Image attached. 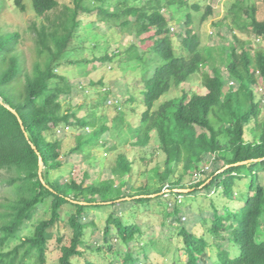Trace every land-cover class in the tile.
<instances>
[{
  "label": "trees",
  "instance_id": "1",
  "mask_svg": "<svg viewBox=\"0 0 264 264\" xmlns=\"http://www.w3.org/2000/svg\"><path fill=\"white\" fill-rule=\"evenodd\" d=\"M200 2L72 0L71 5H60L57 0H13L18 11L31 9L40 18L39 24L30 27L32 46L25 51L27 36L1 24L6 0H0V173L8 176L2 185L9 193L0 199V264H46L54 243L58 264H77L75 258L83 256L80 249L93 248L86 247L88 230L95 227L87 220L90 208L115 211L121 204L167 208L171 204L163 202L171 196L178 205L182 203L178 197H201L209 200L206 204L211 209L200 220L207 228L200 235L182 223L177 203L173 212H165L166 219L179 225L186 260L178 264H264V120L255 90L258 79L264 82V50L250 49L251 37L264 41V20L257 19L255 6L235 4L229 11L233 14L230 28L246 38L234 32L233 44L202 48L195 15L201 14V22L208 20L213 5L202 10ZM100 25L126 34V43L117 41L113 49L101 47L93 34L88 46L80 30L90 26L93 32ZM80 50L90 58L76 61ZM89 62L130 72L135 93L134 84L126 82L124 97L119 94L115 99L106 90L91 105L69 104L77 88L60 70ZM196 75L201 76L203 92L183 91L158 103L172 88ZM98 85L105 86L103 81ZM60 129L76 130L72 154H84L88 146L117 152L119 144L108 145L104 136L114 137L124 129L129 144L139 148L156 137L164 158L162 166L158 163L151 170L160 186L130 187L124 178L132 163L119 153L112 178L98 183L85 186L84 181L53 176L63 166ZM39 158L44 183L39 178ZM250 160L259 161L236 165ZM192 178L197 182L188 186L191 192L176 191L188 189L185 182ZM42 205L49 208L50 218L40 220L30 235H22ZM65 206L74 209L68 213V242L59 228ZM120 215L109 214L104 236H110L113 225L127 246L124 264H131L133 254L146 253L143 248L132 250L134 243L143 244V232L138 224H124ZM106 240L111 249L115 239ZM144 264H149L148 258Z\"/></svg>",
  "mask_w": 264,
  "mask_h": 264
},
{
  "label": "rangeland",
  "instance_id": "2",
  "mask_svg": "<svg viewBox=\"0 0 264 264\" xmlns=\"http://www.w3.org/2000/svg\"><path fill=\"white\" fill-rule=\"evenodd\" d=\"M60 5H71L72 0H57ZM204 10L206 5H213V14L208 18V20L201 22V14L195 15L194 28L199 34L200 44L202 48L205 47H227L229 44H233V35L234 32L238 38H246L242 35L241 32H237L235 28H230L231 24V14L229 11L231 8L237 4L249 8L255 6L258 11L256 17L259 20H264V1L263 0H199ZM227 16V18H226ZM245 16V15H243ZM180 23L182 22V17L180 16ZM246 18V16L244 17ZM40 18L36 17L34 12L31 9H27L25 13L18 11L13 6V0H6V9L1 16V24L5 29H10L11 31H20L23 32L27 38L24 40L23 49L26 51L28 47L32 46V41L30 39L32 31L30 27L33 23L39 24ZM88 23V22H87ZM175 31V29L173 30ZM105 33L104 40H102L101 35ZM93 34L96 35L95 41L100 43V46L109 47L110 49L114 48V44L121 42L125 44L127 40L126 34H121L118 30L114 29L113 31L105 28L104 25L96 30H91L90 26L83 27L80 30V35L86 37L87 45L91 44L94 38ZM100 37H99V36ZM103 36V35H102ZM250 49L256 51L257 49L264 50V41L257 40V38L251 37ZM97 53V52H96ZM98 54V53H97ZM88 52L80 50L76 54V61H80L84 57L87 58ZM90 58V56L88 57ZM94 65L96 67H94ZM206 72H210V68L206 69ZM222 70H225L222 67ZM61 74L65 75L70 81L76 85V94H73V97L70 100L69 104L79 106L83 102H87L89 105L93 104L96 100L99 99L100 94L105 93L106 90L112 93V96L116 99L119 94L126 96L127 94V83H133V92L137 88L135 81H132V75L130 72L124 71L120 72L117 68L112 67V65H100L98 63H87V64H75L65 66L60 70ZM103 81L104 87L99 86L98 82ZM91 83L96 84L91 85ZM257 93L261 98V115L260 119L264 120V82L258 79V84L256 86ZM184 92L192 95L193 93H201L203 89L201 87V76L196 75L192 77L189 81L181 84L179 87L172 88L163 98L158 102H165L166 100L179 97ZM263 118V119H262ZM252 126H249L251 128ZM199 130V129H198ZM91 129H85L86 133H89ZM124 129L117 135L114 134V137H111L107 133L104 138L107 139L108 145L119 144V151L117 152H106L103 149L97 147H86L84 154H72L70 149L74 147V134L76 130H61L58 131V137H63L62 140V154L60 161L63 162V166L57 172L53 173V176L59 175L63 180L68 178L77 181L78 183L84 181V185H88L92 182L98 183L101 180L107 178H112V168L115 166V158L117 153L124 154L129 160L131 165V172L125 176L130 187L136 188L143 184H149L151 187L160 186V181L155 177L153 171L151 170L156 164L162 166L163 155L158 150V142L156 137H152L149 144L144 148H139L132 146L128 134L125 133ZM250 132L245 133V137L249 139L251 135ZM124 140V141H123ZM132 142V141H131ZM93 153V155H91ZM87 156V158H86ZM92 156V157H90ZM207 170V167L205 168ZM211 170V167H210ZM210 170H208L210 172ZM261 182L264 185V173H261ZM7 174L0 173V199L3 196L9 195L8 190L2 185V182L7 178ZM198 178V176H197ZM118 179V178H117ZM115 179V184L117 183ZM196 179L186 180L185 185L188 188L189 185L196 183ZM191 189H185L183 193H189ZM247 189H244L245 191ZM178 191V190H176ZM180 192V191H179ZM164 193L167 194L165 191ZM179 198V202H182L178 205L175 197L171 196L164 199L165 204H171L167 208L164 205L158 204H142L129 206L128 204H121L118 207L119 210L113 208H90L87 211L88 221L91 220L95 227L89 229L86 247H93L91 251L84 250L81 248L80 251L83 252V256L75 258L77 264H86L87 261L92 264H124V257L127 250V246L121 241L117 236V230L113 225H110V236L105 238L104 231L106 226V221L109 214L113 212H121L122 222L126 225L138 224L141 231L143 232L142 241L143 244L139 246L137 243H134L132 250H139L138 248H143L145 254H133V262L131 264H144L148 258L149 264H174L175 262L181 263L186 260V255L182 252V237L178 235L179 225L176 222H173L170 218H165V212H173L174 204L177 203V206L180 210L181 221L185 226L192 232L200 235L203 230L201 226L202 216L207 217L210 213V210L207 207L206 201L199 197L196 200L192 197H183ZM183 205V206H181ZM71 206H65L62 210V220L63 223L59 228L65 231V242L69 241L70 230L67 226L68 213L73 212ZM50 218V211L46 205L38 207V210L33 218V220L28 223L23 231L22 235H30L34 226L38 224L40 220H45ZM209 220V218H206ZM209 225H206V227ZM115 239L112 244V248L108 249L107 240ZM106 240V241H105ZM16 242V241H15ZM10 244V248L14 243ZM98 250L100 253H96ZM211 255V253H209ZM59 252L57 250L56 244H50L49 252L47 255L46 264H58ZM145 257H147L145 259ZM140 260V262H139ZM210 264V263H208Z\"/></svg>",
  "mask_w": 264,
  "mask_h": 264
},
{
  "label": "water",
  "instance_id": "3",
  "mask_svg": "<svg viewBox=\"0 0 264 264\" xmlns=\"http://www.w3.org/2000/svg\"><path fill=\"white\" fill-rule=\"evenodd\" d=\"M11 112L15 113V111L13 109H11L10 107H7ZM259 160H250V161H246V162H242V163H237L236 165H244V164H248L251 162H257ZM229 168V166L225 167V169ZM42 170H43V161L42 158H39V169H38V173H39V178L41 180L42 183H44L43 179H42ZM180 192H185V190H178Z\"/></svg>",
  "mask_w": 264,
  "mask_h": 264
}]
</instances>
